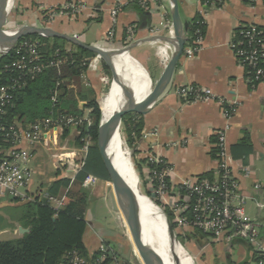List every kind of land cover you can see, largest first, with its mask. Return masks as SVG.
<instances>
[{"label": "crops", "instance_id": "obj_1", "mask_svg": "<svg viewBox=\"0 0 264 264\" xmlns=\"http://www.w3.org/2000/svg\"><path fill=\"white\" fill-rule=\"evenodd\" d=\"M67 1L15 0L7 27L26 24L48 26L58 32L74 35L86 44L122 48L128 43L127 27L135 25L133 42H141L132 47L129 53L137 51L139 57L131 55L141 63L153 83L160 78L174 51L169 40L170 28H173L170 0H147L151 8L142 7L145 11L130 0H76L84 2L87 8L74 17L58 15L49 20L44 14L46 8L57 7ZM178 1L183 22L190 21L197 13L202 14L206 23L205 36L197 45L199 49L194 56L183 54L170 84L149 112L143 115L137 156L139 160L162 158L167 161L174 170L171 179L173 187L182 180L199 178L204 174L210 173L216 178L217 157L213 150L217 149L218 132L223 131L231 173L240 191L246 195H256L259 201H264V192H254L257 182L264 184V82L254 87L250 85L245 67L239 63L231 46L236 30L246 24H256L264 30V2L224 0L219 4L214 0L207 4L202 0ZM117 4H121L122 9L114 24L112 10ZM113 27L114 37L109 39L108 32ZM154 30H159V33L151 34ZM104 64L101 62L96 70H89L87 80L83 81L94 92L90 97L99 98L104 88L107 76ZM188 84L208 89L214 99L183 98L179 89ZM86 103L79 102L82 108ZM55 134L48 137V144L55 137L54 142L59 136L65 137L64 130H58ZM59 151L58 155L61 156H56L57 161L54 162L55 174L48 179L47 185L57 178L68 177L72 181V190H77L71 167L78 163L76 157L80 148H69V151L60 148ZM33 152H36L35 149ZM68 156L73 157L69 160ZM65 163L72 166L64 170ZM141 168L147 176L149 168L145 162L141 163ZM33 170L34 178L29 192L40 195L47 186L42 182L46 172L42 167L38 171ZM35 174L40 176L39 181ZM110 185L109 180L100 179V183L90 189L85 212L87 228L84 243L88 253L92 254L100 248L101 243L107 242L121 260L136 264L134 244L124 218L112 207ZM21 205L9 199L0 200V241L21 238L29 231L19 219ZM13 209L18 210L17 214L10 212ZM253 210L255 214L252 218ZM247 213L260 223V240L264 243V208L259 210L256 202L249 201ZM3 235L11 237L2 239ZM183 237L190 246L189 253L194 264H197L196 258L202 259V264H219L220 260L223 264H253L255 260L252 246L241 239H216L191 230Z\"/></svg>", "mask_w": 264, "mask_h": 264}, {"label": "built area", "instance_id": "obj_2", "mask_svg": "<svg viewBox=\"0 0 264 264\" xmlns=\"http://www.w3.org/2000/svg\"><path fill=\"white\" fill-rule=\"evenodd\" d=\"M130 1H138L144 9L151 8L147 0ZM223 1L217 0L216 2L221 4ZM86 8L87 5L84 2L69 0L60 6L46 8L44 14L49 20H53L58 15L74 17ZM121 9L122 5L117 4L112 10L114 24H116ZM166 21L170 23L168 20ZM18 28L19 26H6L5 29L11 30L15 34ZM114 33L113 27L108 32V38L112 39ZM158 33L159 30H154L151 34ZM135 34L136 26H128V43L125 46L134 41ZM244 34L245 42L233 41L231 46L239 63L243 67L252 68V77H247V80L256 86L258 83L264 82V66L260 65L261 58L264 57V32L258 29L256 24H248ZM170 38H175L172 26ZM197 42L199 44L201 38ZM198 49L199 46H186L183 54L192 57ZM12 50L15 57L0 66V200L18 199L23 202L31 200L35 195L29 192V186L34 178V170L30 166V162L34 158L33 148L41 140H46L50 132L63 130L64 127H78L85 119L72 115H60L37 120L31 124L15 122L10 126L6 125L4 117L14 99L13 91L26 87L27 80L25 78L34 79L46 67L42 60L38 41L20 39ZM101 62V57L96 55L89 61L88 69L96 70ZM3 78H9L8 83H3ZM179 94L183 98L191 100L214 99L208 89L192 84L182 86L179 89ZM53 99L56 100L55 97ZM4 142H9L10 145L5 147L3 146ZM86 142L85 147L81 149L83 157L73 168L72 178L85 164L90 142L89 136L86 137ZM217 150V177L213 180L191 178L182 180L175 186L176 188L173 185L170 187L169 182L172 183L171 179L174 174L173 167L164 159L156 158L151 161L163 163L164 166L160 170L148 169L149 187L166 210L167 215L169 217L172 215L170 220L173 227L175 224L176 235L180 233L183 236L191 230L216 239H242L253 246V254L256 257L253 264H264V243L260 240L261 225L257 220L250 218L247 213L248 201L256 202L259 210L264 208V201H259L256 195H246L240 191V186L231 173L226 136L223 131H219L217 134ZM99 183L100 179L97 176L88 174L83 181V186L94 189ZM254 192L256 194L264 192V184L257 182L254 185ZM49 201L55 208L64 206L63 200L57 197L51 196ZM99 249L102 254L95 259L94 264H104L107 252L113 250V247L104 242ZM68 258L69 261L66 264H89L88 259L77 251L69 253Z\"/></svg>", "mask_w": 264, "mask_h": 264}, {"label": "trees", "instance_id": "obj_3", "mask_svg": "<svg viewBox=\"0 0 264 264\" xmlns=\"http://www.w3.org/2000/svg\"><path fill=\"white\" fill-rule=\"evenodd\" d=\"M212 1L214 0H202L207 4ZM243 1L256 2L255 0ZM262 1L264 2V0ZM134 3L140 7V10L145 11L138 1H134ZM247 27L248 24L236 30L235 42L246 41L244 30ZM257 27L264 32L262 27L258 25ZM205 32L204 18L201 13H197L188 21L186 46L196 47L198 39H202ZM21 39H32L39 42V50L46 67L34 79L25 78L27 80L26 87L13 91L14 99L7 109L4 122L10 126L15 122L31 124L37 120L60 115L83 118L84 112L89 110V119L83 120L78 126L80 135L77 137V143L84 147L87 144L86 137L89 136L91 144L88 146L85 164L75 176L77 190H72L71 178L61 177L48 184L42 194L34 195L31 200L22 202L18 199H9L15 203H22L19 219L29 228V231L21 238L0 241V264H66L69 261V253L73 251L86 257L89 264H94L95 259L102 254V251L98 249L95 253L90 254L84 243L83 238L87 228L85 212L90 189L82 184L88 174L110 181L97 145L102 118L100 102L97 97H90V94L93 95L94 92L83 83L84 79L87 80L88 64L95 57V53L58 37L30 35ZM14 57L13 50L1 55L0 66ZM260 65L264 66V57L261 58ZM104 68L106 72L110 70L106 64H104ZM245 70L246 76L252 77V68L245 66ZM8 80L9 78H3L2 82ZM252 83L250 85L254 87V83ZM80 101H87L84 108H80ZM142 118L143 115L137 113L127 114L123 118L122 129L126 141L132 148H135V152H137V143L142 136ZM63 130L66 136L70 127H64ZM84 139L85 141H83ZM9 145V142L3 143L5 147ZM217 152V149L213 150L216 157ZM143 162L147 164L148 168L157 170L164 166L163 163H154L151 160H139L140 167ZM199 178L214 179L210 173L201 175ZM169 186L172 187V183L169 182ZM51 196L63 200L64 206L53 207L49 201ZM170 218L172 219V215ZM248 244L252 246L250 243ZM254 259H256L255 255ZM111 263L130 264L128 261L121 260L114 248L107 252V258L104 261V264Z\"/></svg>", "mask_w": 264, "mask_h": 264}, {"label": "water", "instance_id": "obj_4", "mask_svg": "<svg viewBox=\"0 0 264 264\" xmlns=\"http://www.w3.org/2000/svg\"><path fill=\"white\" fill-rule=\"evenodd\" d=\"M172 4L171 9V19L174 29L175 38H169L170 42L174 45V51L170 60L168 61L163 73L160 78L154 83L149 95L137 106H128L126 102H123L121 98L122 85L121 77L117 72L116 68V58L119 54L123 52H129L132 47L139 44L141 41L133 42L128 46L122 48H108L101 45L86 44L79 40L74 35H69L65 33L58 32L57 30L48 26H32V25H21L17 29L14 36L7 39L4 36V31L7 26L8 20L13 12L15 0H0V54L5 55L9 53L14 45L23 37L30 35H40L44 37H58L71 42L72 44L88 49L101 57L102 62H104L110 69L112 73V85L117 84L119 87V92H116L117 108L118 110L108 121L103 122L101 120L98 131L97 145L99 148L100 155L102 157L105 168L110 177L112 183L111 192V203L114 210L119 211L124 218L125 224L128 229L129 236L134 244V251L141 264H161L159 260V254L156 248L147 242L144 238L143 232L137 224L134 201L131 194L127 190L124 184L123 178L115 163L111 159L108 153V145L111 138L122 129L123 118L127 114L137 113L144 115L154 106L159 97L166 90L170 84L174 71L180 58L183 56L184 49L186 47L187 36L186 31L188 28V22H183L179 9L178 0H170ZM111 85V86H112ZM112 87L110 88V91ZM150 198L149 196H147ZM153 204L156 202L151 200ZM157 206V205H156ZM166 216V215H165ZM168 222V233L171 241H178L177 235L175 233L173 224L170 222L166 216ZM183 247V246H182Z\"/></svg>", "mask_w": 264, "mask_h": 264}, {"label": "bare ground", "instance_id": "obj_5", "mask_svg": "<svg viewBox=\"0 0 264 264\" xmlns=\"http://www.w3.org/2000/svg\"><path fill=\"white\" fill-rule=\"evenodd\" d=\"M1 6L0 3V9ZM4 36L9 39L14 36V32L5 29ZM116 68L121 77L123 102H126L128 106H137L152 90L153 82L149 74L129 52H123L117 56ZM111 87L112 90H109V95L104 100L103 122L112 118L118 110L116 92H119V87L115 83ZM108 153L121 173L124 184L134 201L137 224L146 241L156 248L160 263L194 264L188 252L177 242L171 241L168 233V222L163 211L140 191L137 173L132 164L130 153L123 147L121 131L111 138Z\"/></svg>", "mask_w": 264, "mask_h": 264}, {"label": "rangeland", "instance_id": "obj_6", "mask_svg": "<svg viewBox=\"0 0 264 264\" xmlns=\"http://www.w3.org/2000/svg\"><path fill=\"white\" fill-rule=\"evenodd\" d=\"M8 25V24H7ZM132 55L134 56H137V51H131ZM96 56V55H95ZM139 57V56H137ZM147 61V59H146ZM144 65H146V63L143 61L142 62ZM149 64L152 65V63L148 62ZM148 65V64H147ZM151 75L153 76L152 72H150ZM112 73L111 71L109 70L107 72V76H106V80L104 82V88L102 89V92L100 93V97L98 98L99 99V102H100V106H101V111H102V117H103V105H104V100L105 98L108 97L109 95V90L111 88V83H112ZM154 85V83H153ZM80 108H82V105H80ZM88 111H85L84 112V116L83 118L88 120ZM102 120V118H101ZM91 121H90V125H91ZM71 130H69L68 134L65 136V137H61L59 136L58 137V140H56L54 142V140L56 139V137L51 141L50 143L48 144L46 141L48 140V137L51 135V136H54L56 135L55 133L58 131H52L50 132L48 135H47V139L46 140H41L34 148L33 150L35 149V153H34V158L32 159V161L30 162V166L35 169V170H40V168L42 167L43 170L46 172V175L43 177V181L45 185H47V181L50 177H52L54 174H55V170L54 169V162L56 163L57 161V158L56 156H59L58 158H60L61 155H58L60 153L59 149L60 148H64V150H68L69 151V148H80V153H78L79 155L81 154V148H84V147H81L78 143H77V137L80 135V131H79V128L76 127V126H73V127H70ZM121 136H122V140H123V147L126 148V150L130 153V158H131V161H132V164L135 168V171L137 173V177H138V186L140 188V191L145 194L146 196H149L151 200H153L154 202H156V205L157 207H159L164 214L167 215V212L166 210L164 209V207L162 206V204L157 200V198L154 196V194L152 193L151 191V188L149 187V184L147 182V177L148 176H145V174L143 173V169L140 167L139 165V158L137 156V152H135V148H132L126 141V138H125V134L123 132V129H121ZM85 141V139L83 140ZM91 142V141H90ZM88 143V146L89 144L91 143ZM127 146V147H126ZM63 150V149H62ZM77 150V149H76ZM79 152V151H78ZM78 155L77 160L78 162L80 161V158L83 157V154H81L80 156ZM37 156H40V158H36ZM70 158H68L69 160L72 159L73 156H68ZM65 158V157H63ZM67 159V158H65ZM37 160V161H36ZM41 167H40V166ZM65 167L63 166V169L64 170H67L66 168H69L71 167L70 166V163H65L64 164ZM75 167V164L71 167L72 169ZM66 173V171L64 172ZM69 176V175H68ZM35 178L37 181L40 180V176L36 175L35 174ZM110 182V186L112 187V183L111 181ZM249 202V201H248ZM248 204V203H247ZM254 206V205H253ZM9 210V209H7ZM5 209V211H7ZM17 209H13V210H10V212H14L15 214H17ZM20 211V209H19ZM91 214V213H89ZM254 210L251 212V217L253 218L254 216ZM168 216V215H167ZM168 219L170 220V217L168 216ZM171 222V220H170ZM172 223V222H171ZM175 230V229H174ZM11 236H7V235H3L2 236V239H9ZM177 238H178V241L179 243L181 244V246L183 245L184 249L188 252V254L190 255L189 252H191L190 250V246L188 245L187 241L184 239V237L180 234V233H177ZM102 244V243H101ZM100 244V245H101ZM217 248H215L214 250L216 251ZM234 259L237 260V256L234 254ZM135 260H136V264H141L140 260L138 259V257L136 256L135 254ZM196 263L197 264H202V259L200 258H196ZM219 264H223V262L220 260Z\"/></svg>", "mask_w": 264, "mask_h": 264}]
</instances>
